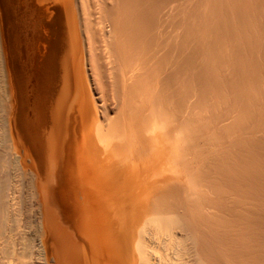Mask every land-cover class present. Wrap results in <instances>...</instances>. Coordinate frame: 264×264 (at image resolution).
I'll return each mask as SVG.
<instances>
[{
    "label": "bare ground",
    "instance_id": "1",
    "mask_svg": "<svg viewBox=\"0 0 264 264\" xmlns=\"http://www.w3.org/2000/svg\"><path fill=\"white\" fill-rule=\"evenodd\" d=\"M0 30L53 264H264V0H0Z\"/></svg>",
    "mask_w": 264,
    "mask_h": 264
},
{
    "label": "rangeland",
    "instance_id": "2",
    "mask_svg": "<svg viewBox=\"0 0 264 264\" xmlns=\"http://www.w3.org/2000/svg\"><path fill=\"white\" fill-rule=\"evenodd\" d=\"M1 39H2V31L0 30V116H1L0 117V184H1L0 189L4 187V191H6L4 192L3 189H1L2 190L1 192L4 193V194L2 193L3 199H5L4 202H2V206L4 205L5 206L4 207L0 206V210H2V208L4 209L0 211V235H1L0 236V261L3 262L2 256L3 254L6 253L3 251H7V253L9 251V253L11 252L14 254L17 251L15 254L16 257H19L18 255L22 256L21 254L23 253H25L26 255V252H27V254L32 253V254L37 255L38 258L40 257L39 259L41 263L43 262L42 264H53L52 263L53 257L50 254L49 248H48V226L47 224H45V217H44V204L46 206L50 204L53 191L51 190V188H46L45 190H41V191L37 190L38 188L36 187L38 184H40L44 180L42 179L43 177L41 178L40 176L38 177L37 175L33 176L32 174L30 176L29 173L28 175L26 173L22 174L18 170L19 169L18 167L20 166L19 164L20 161H18L16 157H13L12 161L8 160L5 157L6 154H5V150H4L5 147L3 143V141H5L4 134H3L4 133L3 130L5 129L4 127L5 117H3L4 111H2L3 110L2 101H3V96H5L6 94L5 90H6V84H7V71H6L7 58L3 50V41ZM14 70H15L14 67H11V73H12L11 82L13 84L12 97L15 102V101H18L17 99L18 92L16 91V87H15L16 83H15ZM83 80H86L85 82H88L89 80V75H88L87 70L84 71ZM13 110H14V114H16L15 109ZM7 162L8 164L11 162L9 165H7L8 167H6L5 165ZM24 163L27 164L28 163L27 160ZM34 204L37 206L36 207L37 209L34 208L35 207ZM30 205L33 207H31ZM32 208L35 209V211ZM32 211L35 214H33ZM30 215L31 216L36 215L37 218L34 216L31 218ZM34 220L35 222L37 221L36 224H34L35 223ZM31 225H33L35 228ZM38 228L39 229L41 228L43 230H39ZM20 247L24 249L22 250V248L20 249ZM25 248H26V252H24ZM19 249L21 250V252H19ZM17 253L19 254L17 255ZM0 264H3V263H0Z\"/></svg>",
    "mask_w": 264,
    "mask_h": 264
}]
</instances>
